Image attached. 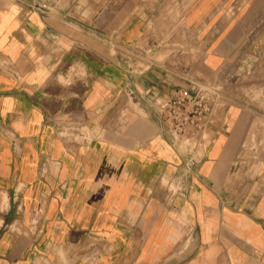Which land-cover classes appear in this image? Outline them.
I'll use <instances>...</instances> for the list:
<instances>
[{"label": "crops", "instance_id": "obj_1", "mask_svg": "<svg viewBox=\"0 0 264 264\" xmlns=\"http://www.w3.org/2000/svg\"><path fill=\"white\" fill-rule=\"evenodd\" d=\"M0 264H264V0H0Z\"/></svg>", "mask_w": 264, "mask_h": 264}, {"label": "built area", "instance_id": "obj_2", "mask_svg": "<svg viewBox=\"0 0 264 264\" xmlns=\"http://www.w3.org/2000/svg\"><path fill=\"white\" fill-rule=\"evenodd\" d=\"M132 98L135 93L129 91ZM167 126L170 136L187 140L199 135L214 114L218 98L215 87L196 86V89L178 87L169 96H158L148 91L145 95Z\"/></svg>", "mask_w": 264, "mask_h": 264}, {"label": "rangeland", "instance_id": "obj_3", "mask_svg": "<svg viewBox=\"0 0 264 264\" xmlns=\"http://www.w3.org/2000/svg\"><path fill=\"white\" fill-rule=\"evenodd\" d=\"M158 58H160V57L158 56ZM208 140H209V136H207V140L206 141H208ZM177 142H179L181 144L182 150H185V145L189 144V142L187 141L186 137H179L177 139Z\"/></svg>", "mask_w": 264, "mask_h": 264}]
</instances>
